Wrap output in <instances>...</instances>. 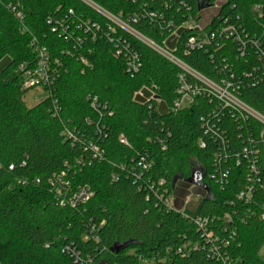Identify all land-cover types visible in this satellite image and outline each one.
Instances as JSON below:
<instances>
[{"label":"trees","instance_id":"trees-1","mask_svg":"<svg viewBox=\"0 0 264 264\" xmlns=\"http://www.w3.org/2000/svg\"><path fill=\"white\" fill-rule=\"evenodd\" d=\"M98 9L201 76L232 80L239 99L264 116V0H224L213 23L227 20L260 41L245 59L230 41L220 51L186 49L190 35L181 26L200 21L196 0H0V264H220L214 251L223 252L229 235L215 225L226 214L237 227L227 247L232 257L262 264L264 126L222 107L193 76ZM69 10V30L54 31ZM92 24L99 28L87 31ZM35 47L47 50L52 82L34 87L47 97L29 106L32 88L18 68L34 62ZM132 53L141 64L133 76ZM181 76L204 91L176 109ZM89 144L100 156L85 150ZM141 157L151 162L148 171L137 166ZM195 167L208 191L197 187L200 201L185 206ZM61 174L73 190L88 186L92 197L61 204ZM251 183L249 202L239 200ZM198 217L211 220L216 243L195 225ZM116 244L123 245L118 252ZM184 245L189 251L179 253Z\"/></svg>","mask_w":264,"mask_h":264},{"label":"built area","instance_id":"built-area-1","mask_svg":"<svg viewBox=\"0 0 264 264\" xmlns=\"http://www.w3.org/2000/svg\"><path fill=\"white\" fill-rule=\"evenodd\" d=\"M213 6L214 4L209 8H206L200 12L199 22L190 18L187 22H185L181 26V28L187 30L190 35V37L186 42V46H185L186 49L201 50L212 47L215 51H220V49L227 46V42L230 41L232 42L233 45H235L237 52L236 58L245 59L248 56L249 46L257 47V48L261 46L259 40H257L255 37L249 38L248 34H246L245 32L243 33L240 32L235 25L230 24L227 20L219 19L216 24H213L221 6L219 7L217 13L210 18L209 22L203 26L202 25L203 18L201 13L204 12L205 10L210 9ZM259 9H260L259 7H256L255 11H259ZM98 10L107 18L113 20L120 27H122L123 29H125L126 31L132 33L137 37L138 34L133 32L126 23H123L120 20L111 17L101 9ZM14 12L18 20L22 21L24 19L22 10H15ZM73 14L74 12L72 10H69L68 14L65 17L59 20H55L54 31L56 32L59 31L60 33L63 34L66 33L69 30L68 29L69 27L67 26L68 17L72 16ZM146 15L151 19H155L157 17V14L154 13L153 11L146 12ZM98 28L99 27L96 24H92L91 26H87V31H90L91 29L97 30ZM137 38L140 39L139 37ZM142 38L145 39L144 37ZM145 40L148 41V43L143 41L145 44H147L151 48L161 53L163 56L168 58L170 61H172L173 63L184 69L187 73H189L196 80H198L202 84V86L206 88L207 92L209 94H212V96L218 101V103L222 107L233 109L236 116H238L240 119L244 121H246L249 118H253L264 126V116H262L260 113H258L257 111H255L254 109H252L251 107H249L247 104H245L243 101L239 99L236 92L238 88L232 80L226 77L220 79L219 82L209 80L201 76L197 72L193 71L189 67H187L182 61L177 59L170 51H168L166 48H163V46H159L148 39ZM33 45L34 43H32V46ZM35 52L37 53V56L33 63H23L18 68V71L23 76V80H24L23 83L25 88H34L37 86H49L52 82L49 75V55L47 53V50L44 47H37V48L35 47ZM224 55L227 54L225 53ZM222 60H223L222 63H225L226 58H223ZM140 66L141 64L139 61V56L135 53L130 54L127 63V72L133 76L139 71ZM232 77L234 76L232 75ZM180 83H181V88L179 90L180 97L175 102L176 109L189 107L194 101L195 95L203 93L202 91H204V89L203 90L200 89L198 85H194V86L190 85L186 81L184 76L180 77ZM92 107L95 110L99 108L96 106L95 101L93 102ZM65 135L68 136V138L72 139L73 143L76 141L74 134L69 130L65 131ZM261 137L264 138V129L263 131H261ZM122 142L125 143L126 141L122 139ZM88 149L93 150V152L95 153L94 155L95 157L100 156L99 149L96 145L89 144L85 148V150ZM138 161L139 162H137V166L142 172L148 171L151 168L152 164L150 161H148L147 157H141L140 160ZM249 167H250V171L252 172V175L250 176L249 180L252 181V179H254L253 174L256 172L255 162L252 161ZM10 169L12 170L13 166H11ZM55 178H57L59 182L62 181L60 184L66 186L65 189L57 188V196L61 204L68 203L71 206H75L77 204L86 202L93 195L91 189L88 186H82L73 190L68 182L65 183L63 182L64 181L63 179L65 178V174L55 175ZM253 185L252 183L249 184L244 189V191H242L238 195V199L248 203L254 191ZM167 204L169 207L173 208L172 199H169L167 201ZM261 218L263 219L264 215H262ZM234 219L235 217L233 214L232 215L226 214L221 220V226H219L218 224L215 225V227L218 226L220 230L225 231L229 235L228 239L223 240L221 243L223 252L219 253V249L217 250V248L214 251L217 254L216 256L218 257L220 264H240L238 259L232 257L231 253L227 248L229 247L230 244L229 239H234L237 234V227L234 224L235 223ZM193 222L195 223V225L198 227L199 230L203 231L204 236H206L208 240L214 241V243L218 241L219 237L216 236L215 229L211 228L212 227L210 225L211 220L209 218L198 217L194 219ZM188 251H189V245H184L182 248L179 249V253H187ZM259 257L261 259L262 264H264V247L259 252Z\"/></svg>","mask_w":264,"mask_h":264},{"label":"rangeland","instance_id":"rangeland-1","mask_svg":"<svg viewBox=\"0 0 264 264\" xmlns=\"http://www.w3.org/2000/svg\"><path fill=\"white\" fill-rule=\"evenodd\" d=\"M223 3H224V0H215L213 3L214 4L213 7L201 13L202 18H203V24H202L203 26L206 25L209 22L210 18L217 13L219 7ZM137 37H139L142 41H145L146 43H148V41H146L142 37L138 35ZM163 48H165V46H163ZM46 97H47V93L43 92L42 89L32 88L26 92L25 101L29 106H33L39 103L42 99ZM200 199H201V194L198 191L197 187L192 186L190 188V196L187 198L185 206H194L200 201ZM140 264H155V261L154 260L141 261Z\"/></svg>","mask_w":264,"mask_h":264},{"label":"water","instance_id":"water-1","mask_svg":"<svg viewBox=\"0 0 264 264\" xmlns=\"http://www.w3.org/2000/svg\"><path fill=\"white\" fill-rule=\"evenodd\" d=\"M196 1H197V6H198L199 11H202V10L209 8L211 6V0H196ZM204 176H205V174H204L203 170L198 168V167H195L192 170V176L188 180V182L194 187H200V188H203L206 191H208V189L206 188V186L203 183ZM175 183H176V179L174 180V184ZM122 246L123 245L116 244L112 248V250L114 252H118L122 248Z\"/></svg>","mask_w":264,"mask_h":264}]
</instances>
